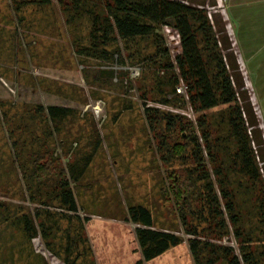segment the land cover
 <instances>
[{"label": "rangeland", "instance_id": "374dc122", "mask_svg": "<svg viewBox=\"0 0 264 264\" xmlns=\"http://www.w3.org/2000/svg\"><path fill=\"white\" fill-rule=\"evenodd\" d=\"M219 5V0H206L205 8L223 17ZM87 31L86 21L76 28L67 23L57 0L20 13L11 0H0V264H68L62 248L68 234L77 244L71 256L76 264H131L140 253L136 224L127 219L132 204L148 207L157 228L181 238L147 264H197L190 247L196 236L189 230H210L189 132L169 129L164 122L150 126L144 110L154 106L179 113L197 133L199 114L186 94H179L181 101L169 95L171 101L161 103L155 69L133 60L129 50L121 48L108 62L79 54L75 42ZM160 32L172 55L178 54L177 36L165 25ZM50 104L76 112L55 125L35 112ZM223 108L209 115L215 117ZM97 146L84 175L71 182L78 212H68L72 217L59 222L58 251L46 245L41 232L26 236L17 218L34 217L43 207L38 196H45L34 177L36 166L49 159L58 169L75 160L80 164ZM207 166L212 175L208 160ZM54 184L44 183L42 192ZM49 208L61 212L56 201ZM215 241L238 245L232 235Z\"/></svg>", "mask_w": 264, "mask_h": 264}, {"label": "trees", "instance_id": "16d2710c", "mask_svg": "<svg viewBox=\"0 0 264 264\" xmlns=\"http://www.w3.org/2000/svg\"><path fill=\"white\" fill-rule=\"evenodd\" d=\"M11 1L17 13L28 6L52 3V0ZM57 1L69 25L76 28L87 22V35L75 42L79 54L108 62L120 55L121 48L129 50L133 60L155 69L159 101L164 104L171 101L169 95L181 101L176 87L181 82L187 86L186 101L199 114V133L179 113L154 106H146L144 111L150 126L164 122L169 129L180 127L189 132V152L196 164L197 180L203 183L205 191L202 213L210 230L207 233L205 228L189 230L196 236L190 240V247L197 264H216L220 260L227 264H264V135L223 17L213 14L210 18L206 0ZM164 25L179 33L181 51L175 56L160 32ZM222 106L215 117L209 115V111ZM35 112L58 125L76 111L50 104L38 106ZM214 130L221 134L216 136ZM98 147L83 156L80 164L76 160L68 162L67 168L58 169L52 159L36 166L34 177L45 196H38L43 207L36 209L34 217L22 214L17 218L26 236L34 238L41 232L46 245L57 250L54 239L59 222L72 217L68 212L75 215L78 212L71 182L84 175ZM53 180L54 186L42 192V185ZM233 184L236 186L230 187ZM55 201L61 212L49 208ZM127 214V219L136 224L140 252L131 264H147L181 242L177 234L155 226L148 207L132 204ZM205 233L213 237L207 238ZM201 235L204 238H199ZM226 235L233 236L237 247L215 241ZM66 238L62 244L64 259L68 264H76L71 260L77 246L75 238L69 234Z\"/></svg>", "mask_w": 264, "mask_h": 264}, {"label": "crops", "instance_id": "0c3cea01", "mask_svg": "<svg viewBox=\"0 0 264 264\" xmlns=\"http://www.w3.org/2000/svg\"><path fill=\"white\" fill-rule=\"evenodd\" d=\"M264 135V0H219Z\"/></svg>", "mask_w": 264, "mask_h": 264}, {"label": "built area", "instance_id": "2783aa9c", "mask_svg": "<svg viewBox=\"0 0 264 264\" xmlns=\"http://www.w3.org/2000/svg\"><path fill=\"white\" fill-rule=\"evenodd\" d=\"M221 7V13L222 14H225V9L224 7L222 6V4L220 3L219 5ZM209 14V17L212 18V13L211 12H208ZM166 29L169 31V32H173L176 36H177V41L180 42V36H179V33L178 31L173 28L172 26H169V25H165ZM226 28H227V32L229 34V36L232 34V30H231V25L230 24H227L226 25ZM139 69L137 70V74H139ZM244 79H245V76H244ZM186 91H187V86L181 82L177 87H176V92L178 94H186ZM258 114V113H257Z\"/></svg>", "mask_w": 264, "mask_h": 264}]
</instances>
